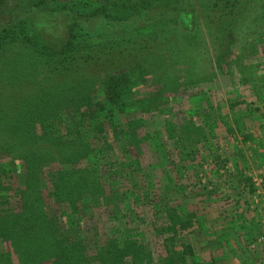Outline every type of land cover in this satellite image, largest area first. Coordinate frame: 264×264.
<instances>
[{
  "label": "trees",
  "instance_id": "1",
  "mask_svg": "<svg viewBox=\"0 0 264 264\" xmlns=\"http://www.w3.org/2000/svg\"><path fill=\"white\" fill-rule=\"evenodd\" d=\"M6 4L13 10L0 17V264L192 263V246L174 242L189 228L188 214L181 221L175 192L158 189L136 165L141 144L160 164L169 160L163 135L143 120L159 109L167 84L158 78L172 76L166 29L157 26L231 20L241 0H0V16ZM136 14L149 19L144 27L131 24ZM55 17L67 34L53 44L39 24ZM145 76L153 89L139 93ZM164 130L173 136L168 122ZM115 175L134 185L147 179L142 198L153 194L145 211L155 218H134L131 191L114 185ZM130 214L154 233L128 228Z\"/></svg>",
  "mask_w": 264,
  "mask_h": 264
},
{
  "label": "rangeland",
  "instance_id": "2",
  "mask_svg": "<svg viewBox=\"0 0 264 264\" xmlns=\"http://www.w3.org/2000/svg\"><path fill=\"white\" fill-rule=\"evenodd\" d=\"M6 5L7 14L0 16L5 19L13 10ZM160 9L159 3L153 8L155 12ZM136 15L137 21L129 22L144 27L149 19ZM233 15L225 21L211 16L205 24L184 29L177 26L175 18L157 26L166 29L164 37L173 53L168 60L172 76L158 78L157 85L167 84L159 109L143 120L149 131L163 135L169 160L160 164L148 146L141 144L136 165L159 180L154 181L158 189L167 185L175 192L181 221L183 214H188L190 226L180 230L174 242L176 246L184 241L192 246L190 264H264V201L257 198L254 186L264 185L258 176V169L264 166V0H245V5L241 0ZM40 21L45 40L53 44L65 40L67 22L63 18ZM118 23L126 26V21ZM126 34L119 32L117 36ZM138 89L139 93L152 90L151 78L145 76ZM166 122L173 132L171 138L165 134ZM184 138L187 140L182 142ZM255 149L261 158L254 157ZM131 170L126 168V172ZM117 177L113 176L114 185L123 181L131 191L126 200L137 205L134 218L137 214L146 221L155 218L150 216L154 209L145 211L153 194L147 201L142 198L149 185L147 179L142 177L134 185L132 178ZM246 197L258 201H244ZM185 207L187 212L183 213L181 208ZM133 219L132 214L126 216L128 228L154 233L145 229V224L137 226ZM157 238L161 243L162 236ZM146 245L154 249L152 244Z\"/></svg>",
  "mask_w": 264,
  "mask_h": 264
},
{
  "label": "crops",
  "instance_id": "3",
  "mask_svg": "<svg viewBox=\"0 0 264 264\" xmlns=\"http://www.w3.org/2000/svg\"><path fill=\"white\" fill-rule=\"evenodd\" d=\"M256 139H258L259 140V137H255ZM255 139V140H256ZM257 140V141H258ZM259 142V141H258ZM261 142V141H260ZM254 152V157L255 158H261V156H262V154H258L257 155V153H258V151L255 149V151H253ZM259 170V174H258V176H260L261 177V180L262 181H264V166L262 167V168H259L258 169ZM254 186H256V190L257 191H255V193H256V196H257V198H259V199H261V201H264V185H262V186H260L259 184H254ZM244 199V198H243ZM244 201H258V200H256L255 199V197H252L251 199H248L247 197L244 199Z\"/></svg>",
  "mask_w": 264,
  "mask_h": 264
}]
</instances>
